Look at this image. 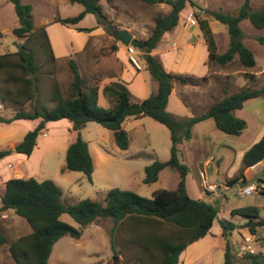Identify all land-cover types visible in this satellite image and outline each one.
Instances as JSON below:
<instances>
[{
    "label": "trees",
    "instance_id": "1",
    "mask_svg": "<svg viewBox=\"0 0 264 264\" xmlns=\"http://www.w3.org/2000/svg\"><path fill=\"white\" fill-rule=\"evenodd\" d=\"M19 17L20 25L13 29L18 36H27L25 43L18 50L0 55V94L3 100H10L22 107L10 118L0 117V123H11L19 119H40L35 128L29 130L14 149H1L0 158L12 152L30 156L34 151L38 137L51 121L68 119L78 136L67 148L66 165L62 171L83 172L92 182L94 162L88 142L81 136V129L89 121H95L111 130L116 144L121 149H128L130 136L123 123L129 117L149 116L167 126L171 131V157L166 161L155 160L145 166L144 182L158 181L160 172L167 166L175 168L180 180L176 189L161 188L146 197L132 190L112 188L107 192L104 202L91 198H82L75 204L62 201L63 191L52 179L39 180L34 176L11 177L5 181V190L1 195L0 210L14 209L16 214L25 218L32 227L29 234L15 239L9 246L10 254L17 264H49L54 244L63 236L81 238L83 229L100 218H110L112 247L115 249L117 233L122 232L124 248L131 251V264H178L181 254L188 246L209 234L214 221L219 220L223 234L227 236L237 225L220 217V210L214 205L196 199L188 193L186 178L188 165L179 156V144L191 140L193 127L198 122L213 118L222 132L238 136L247 128V121L237 117L234 111L244 107L249 99L264 97V86L243 87L240 91L227 94L214 102L206 112L189 118H179L168 111V101L175 82L197 84L194 76H184L167 70L163 62L154 54L163 35L175 29L181 13L187 5L194 11H204L219 22L227 25L230 35L229 47L223 53L218 52V44L208 17L198 15V22L206 40L209 59L225 66L236 56L245 67H254V52L243 42L241 22L249 19L256 28H264V8L253 9L251 0H245L237 14L222 10L201 9L195 0H166L171 5L168 13L155 17V26L147 38H133L131 44L144 54L146 69L157 82L158 88L144 99L133 96L127 82L112 81L103 87V93L111 102L110 107L98 103L99 85H89L79 70L74 54L68 61L72 73L70 88L64 92L55 84L49 98H44L40 86L42 64L39 55L55 58L45 28L36 35L38 47L29 44L30 34L34 31L33 6L22 0H10ZM79 2L84 9L72 17H57L56 21L64 24H78L87 14H96L107 19L100 0H71ZM111 1V0H109ZM154 4L158 0H141ZM109 24V23H108ZM111 27L112 25L109 24ZM106 26L107 29L110 27ZM78 31H91V28L77 27ZM43 38H42V37ZM264 45V35L257 37ZM44 41V42H43ZM117 50L118 47L116 46ZM54 60V59H52ZM247 73L254 79L255 74ZM198 80V79H197ZM2 100V101H3ZM47 100L52 106L47 105ZM30 103V110L23 106ZM264 159V132L262 136L247 149L242 157V170ZM247 180L237 176L227 181L229 186ZM69 214L78 224L73 226L61 219L62 214ZM232 216H243L251 234H256L264 226L261 205H247L234 208ZM0 233V243L6 242ZM260 240V239H257ZM239 250V249H238ZM232 254V245L228 240L223 264H264V253ZM240 258V260H238Z\"/></svg>",
    "mask_w": 264,
    "mask_h": 264
},
{
    "label": "rangeland",
    "instance_id": "2",
    "mask_svg": "<svg viewBox=\"0 0 264 264\" xmlns=\"http://www.w3.org/2000/svg\"><path fill=\"white\" fill-rule=\"evenodd\" d=\"M22 1L33 6L35 33L30 34V40L27 42L29 44L35 42L34 45L38 47L37 41L39 39L36 38V35L41 33L42 28H45L52 49V44H55L58 48L61 45H65L67 49L72 46L69 52L71 54L74 52L79 70L89 85L102 82L104 77H106L104 78L106 81L109 79L110 72L119 73L121 65L118 57L121 56L122 61L124 60L123 58L127 59L126 45L114 36L113 32L116 28L122 29L121 26L124 27L125 30L133 34V38H147L155 26V17L166 14L171 9V5L166 0H158L154 4H148L141 0H100L107 19H101L102 23H100L96 14H88L81 25L94 27L91 28L92 30L99 27L104 30L100 34L91 36L84 50L77 51L79 50L77 43L83 37L74 35L73 29H71L75 28L73 27L74 25L61 23L56 21V18L72 17L79 14L84 9L81 3L72 2L71 0ZM195 1L201 9L222 10L237 14L245 0ZM251 5L253 9L264 8V0H251ZM192 7L194 6L187 5L186 9L181 13L182 19L187 12L192 10ZM197 13L201 17H208L209 21H211V27L217 39L218 52L223 53L226 51L230 44L227 25L207 15L203 10L197 11ZM182 19H180L179 23L181 26H183ZM108 23L112 26L110 27ZM19 25L20 21L14 4L10 0H0V55L14 52L18 50L20 45L25 43L27 36H18L13 32V29ZM106 26L110 28L107 29ZM241 27L243 30L242 40L254 52L258 61L257 67L243 66L238 56L229 64L221 66L210 60L208 55V59L205 60L209 65L208 75L198 78L190 71L176 73L184 76H194L196 83L204 88L208 96L200 103L201 109L204 110L203 113L217 100L222 99L227 94L240 91L245 86H264V45L257 40L258 36L264 35V28H256L249 19L243 20ZM178 29L176 27L172 31L166 32L160 42L165 45L171 44L176 38L175 36H177ZM195 31H200V41H204L203 43L207 45L199 26ZM83 33L87 34L86 31H83ZM116 46L121 48L119 55H117L118 57L116 56ZM138 51V57L143 64L141 73L147 81H152L150 71L146 68L144 69L146 67L144 54L142 51ZM71 54H68V57L55 56V58H52L54 60L48 59L49 56L39 55V61L42 64L40 73L42 85L40 88L44 98L50 97L51 90L55 84L61 86L64 92L70 88L73 78L68 59ZM159 56L158 54L157 57L159 58ZM188 59L186 68H188V64L192 66L194 63V60ZM124 62L126 61L124 60ZM208 67L200 62L196 74L200 75L204 69L206 72ZM252 72H257L260 76L251 79V77L247 76V73L253 74ZM197 84L190 85L196 86ZM199 93L201 92H196L198 96L202 97ZM104 96L106 97L105 94ZM106 98L108 99V97ZM186 99L192 105L191 99L188 97ZM198 99L200 98L198 97ZM262 99L264 98L262 97ZM2 100L0 94V117L10 118L17 110L22 108L10 100ZM46 102L48 106H52L49 100ZM105 106L110 107L111 103ZM263 106L264 104H258L250 109L251 115L247 117V120L245 119L248 129L242 136L243 139L238 138V136L224 134L216 126V131L221 133L222 136H218L214 132H211V134L205 133V130L209 131L214 128V120L211 118L212 120L208 119L205 121L206 123L207 121H212V128L205 129L203 128L205 124L202 126L199 124L198 133L191 140H184L185 142L180 144L179 152L183 153L184 158L181 154L179 156L189 168L186 185L190 196L199 199L201 194L204 195V201L214 205L221 211L220 217L233 221L237 225L234 230L225 236L219 220L216 219L206 238H201L189 245L190 248L183 257L186 259L185 264H223L228 240L232 245V254L240 256V246L244 245L245 237L251 233H247L246 229H242L247 219L240 215L232 216V208L243 207L262 200L259 204L261 205V215L264 217V196L260 194L244 197L237 195L239 183L230 186V190L224 189V183L227 184V180L229 181L233 177L241 175L239 170L242 167V159L238 155V151L231 149V147L235 146L240 151L253 142L261 130L257 123V118L264 120ZM30 108V103H26L23 106V110L26 111L30 110ZM27 120L25 119V122L22 121L23 123H0V150L6 148L14 149L13 147L16 146H12L9 143L10 137L15 134L10 126L13 125L16 129L15 138L21 136L23 130H32L31 124ZM135 121L126 124L130 136V147L126 150L119 148L115 142L113 132L98 122L89 121L81 129V136L90 145L93 152L92 155L97 162L94 163L92 182L88 180L83 172L62 171L66 164L67 149L64 147V143L68 138H74V136L70 134V125L66 126V123H58L42 131L35 148V150H38L30 160L25 159L20 154V156L0 158V187L4 189V184L1 181L11 177L34 176L39 180L52 179L63 191L62 201L68 204H75L82 198H91L104 202L107 192L117 187L132 190L146 197H152L153 192L158 189L173 188L172 181L166 177L167 174L165 173L154 183L147 184L144 182V168L146 165L151 164L155 160L165 161L171 157L172 140L169 128L149 116L143 117V123H145L143 127L136 125ZM200 130L203 131V135L200 134ZM72 132L76 133V130ZM200 148H202L201 156L205 155L206 158L210 159L211 163L204 171L203 162L205 158H200L196 153V150H200ZM98 154L100 157H98ZM20 157L21 159H19ZM200 159L203 160L201 163ZM253 174L248 178L255 181L256 179L252 177ZM256 178L261 179L263 177ZM205 183L217 185L216 189L212 190L214 193L209 194V198H206L208 193L205 191ZM61 219L78 227L76 221L67 213L62 214ZM112 226L113 221L110 218H100L83 229L80 239L63 236L54 244L49 264H131V251L123 246L122 232L117 233L118 240L115 249H113L111 240ZM31 231L32 227L28 221L17 215L15 210H0V233L7 239L6 242L0 243V264H17L10 254L9 246L15 239L29 234ZM257 237L263 239L262 245L257 242L259 240L255 241L253 236L251 251L264 253V226L259 227ZM236 264L241 263L237 262Z\"/></svg>",
    "mask_w": 264,
    "mask_h": 264
},
{
    "label": "crops",
    "instance_id": "3",
    "mask_svg": "<svg viewBox=\"0 0 264 264\" xmlns=\"http://www.w3.org/2000/svg\"><path fill=\"white\" fill-rule=\"evenodd\" d=\"M253 8V7H252ZM88 15V14H87ZM86 15V16H87ZM84 21L81 20L78 24H75L73 27L75 28H71L73 29V33L74 35L76 36H82L83 38L77 43V47L79 48V50L77 51H82L85 49L86 47V44L89 40V38L91 36H95L97 34H100L104 29H102L101 27L97 28V29H93L91 32H87V34H84L83 31H78L77 30V27H85V26H82L81 23ZM210 25H211V21H210ZM199 25L196 24V25H192L190 27H183L181 26L180 24L177 26L179 29L177 31V36H175L176 38H174V40L172 41L171 44H163L160 42V44L158 45V47L154 50V54L156 56H158V54L160 55L159 58L162 60V62L164 63L165 67L167 68V70L173 72V73H184V71H190V73H192L193 75H196L198 78L199 77H204L208 71H209V65L208 63H206V59H208V55H209V50H208V46L206 44H204L203 42L204 41H200V35H199V32H196L195 29H197ZM85 28H94V27H85ZM122 29H124V27L121 26ZM117 29V28H116ZM196 32V33H195ZM85 37V38H84ZM217 40V39H216ZM53 46V51H54V55L57 57V56H61V57H68V54H71L69 51H70V48H72V46L67 49V47L64 45V46H60V48H58L55 44H52ZM73 50V49H72ZM120 50L121 48H118L116 50V56L119 55L120 53ZM74 52H72L73 54ZM118 57V56H117ZM119 58V62H120V65H121V69L119 71V73H116L115 71L113 72H110V76H109V79H107L106 81L104 80V78H102V82L105 81L102 85H101V81L98 82L97 84L99 85V96H98V103L101 105V106H104L106 107L105 105H110V100L107 99L105 96H104V93H103V87L109 82V81H112V80H124L127 82L128 84V87L129 89L132 91V94L138 98V99H144L146 97H148L152 92L156 91L157 88H158V84L157 82L152 78V81H147L142 73H141V70H136L132 65L131 63L129 62L128 60V56H127V59L123 58L126 62H124V60L122 61L121 60V56L118 57ZM188 58H191V60H194V63L193 65H189L188 64V68H186V64H187V60H189ZM200 58H201V61H200ZM200 62L202 63V65L204 66H207V71L205 72V69L203 70V72L198 75L196 74V71H197V67L200 66ZM205 63V64H204ZM257 63L258 61L256 60V65L254 67H257ZM146 67H144L145 69ZM253 68V67H252ZM205 72V73H204ZM253 74L255 73V78L259 77L260 75H258L257 72H252ZM257 74V75H256ZM208 75V74H207ZM112 79V80H111ZM147 81V83H146ZM151 82V83H150ZM247 84V83H246ZM197 91H200L202 95V97L198 96L196 94ZM206 91L204 90L203 87H201V85L197 84L196 86L195 85H190V84H179L178 82H175L174 83V86H173V90H172V93L169 97V101H168V111H170L172 114L178 116V117H181V118H189V117H192L194 115H197V114H201L203 113L204 110L201 109L200 107V103H202L201 101L206 98ZM190 98L191 101H192V105L190 103L187 102V99L186 98ZM198 97L200 99H198ZM264 98V97H263ZM258 104H264V99H262V97H258V98H253V99H249L245 102V105L243 108L241 109H237L234 111V114L235 116L237 117H240V118H243V119H246L247 120V117L249 115H251V112H250V109L253 108L254 106H257ZM264 109V106L263 108ZM14 115V114H13ZM138 119V120H137ZM208 119H211V118H208ZM206 119V120H208ZM213 119V118H212ZM211 119V120H212ZM135 121L136 125H138L139 127H143V125H145V123H143V117H129L125 120V122L123 123V126L124 128L127 130L126 128V124L127 123H130L131 121ZM214 120V119H213ZM22 121L25 122V119H19V120H15L11 123H6V124H13L14 122H21L23 123ZM30 122V127L35 128L36 125L39 123L40 119H34V120H27ZM26 121V122H27ZM203 122V123H202ZM212 121H206L203 120L201 122H198L197 124L194 125L193 127V136H195L197 133H198V126L200 124V126H202L203 124L204 127L203 128H212V124H211ZM58 123H66L67 125L66 126H69V130L70 131V134L71 136H74V138H68V142L66 141L64 143V147L67 149L68 146L76 140L77 136H78V132L76 131V133H73L72 131L74 130L72 128V122L68 121V119H61V120H58V121H51L47 124V128L53 124H58ZM257 123L259 125V128L261 129L259 134H257V136L254 138L253 142L247 146V148H243L242 150H238L235 146L234 147H231V149L235 150V151H238V155L241 157H243V154L244 152L249 149L251 147V145L256 142L263 134L264 132V120L262 119H258L257 118ZM214 128L212 130H209V131H206L205 130V133H209L211 134V132H214L215 134H217L218 136H222L221 133H218V131H216L215 129V126H216V123L214 121ZM135 126V124H134ZM19 127V126H18ZM217 127V126H216ZM248 127V126H247ZM11 130L15 133L14 135H12L10 137V140H9V143L12 144V146H15L18 142H20L23 137L25 136V134L28 132V130H23L21 132V136H18L17 138H15L17 132L16 129L12 126H10ZM73 129V130H72ZM248 128H246L242 134L238 135V138H241L243 139V135L244 133L246 132ZM170 130V129H169ZM129 132V130H127ZM221 131V130H220ZM222 132V131H221ZM170 134H171V131H170ZM200 134L203 135V131L200 130ZM225 134V133H224ZM114 136V135H113ZM192 136V138H193ZM186 141V140H185ZM183 141V142H185ZM189 141V140H188ZM181 144V143H180ZM180 144H179V151H180ZM37 146V145H36ZM118 146V145H117ZM88 147L90 148V153L92 155V150H91V147L90 145L88 144ZM130 147V146H129ZM14 148V147H13ZM36 148V147H35ZM38 150V149H37ZM37 150L34 149V151L32 152V154L30 156H26L24 154H20V155H23L25 157V159H31L32 156L37 152ZM126 150V149H125ZM66 153H67V150H66ZM196 153L197 155L201 158H205L204 159V162H203V171L205 170V168L211 164L210 163V159L209 158H206V156H201V153H202V148H200V150H196ZM181 154V156L184 158V155L183 153H180L179 152V155ZM20 156L18 153L16 152H12V154L8 155V156ZM93 156V155H92ZM98 157L99 154H98ZM93 158V162L94 163H97L96 162V159L94 158V156L92 157ZM181 158V157H180ZM21 159V157L19 158ZM182 159V158H181ZM185 160V159H184ZM166 161V160H165ZM203 160L200 159V163L202 162ZM66 165V164H65ZM64 168V167H63ZM243 168V166L240 168L239 171H241ZM202 171V172H203ZM165 173L167 174L166 177L170 179V181H172V184H173V188H171L170 190H173V189H176L177 186H178V183H179V180H180V175L178 173V171L171 167V166H167L165 167L161 172H160V175H159V179L161 178L162 174ZM253 174V178L256 179V180H260V181H264V159L260 162H258L257 164L253 165V166H250L248 167L247 169L244 170V174L243 175H240L239 177H241V180L244 179V177L248 180V181H252V180H249V176ZM241 174V172H240ZM27 177H30V176H27ZM236 177V176H235ZM256 177H263V178H256ZM21 178V177H20ZM172 178V179H171ZM234 178V177H233ZM232 178V179H233ZM1 179V178H0ZM9 179V178H8ZM158 179V180H159ZM7 180V179H6ZM6 180H2L1 183L4 184V189L0 187V204H1V195L3 194L4 190H5V181ZM255 180V181H256ZM228 181V180H227ZM168 189V188H166ZM224 189L225 190H230V186L227 185L226 183H224ZM206 191V190H205ZM206 193H208L207 197L206 198H209V194H213L214 192L213 191H206ZM204 195H200V198L199 199H203ZM264 196V195H262ZM198 198V197H197ZM227 198V197H226ZM262 201V200H260ZM260 201L257 203L255 202L254 204H259ZM254 204H250V205H254ZM260 205V204H259ZM247 206V205H246ZM234 208H237V207H234ZM232 208L231 211L234 209ZM8 211H14V209H7ZM221 212V211H220ZM232 215V214H231ZM224 216V214H223ZM262 216V215H261ZM87 227V226H86ZM85 227V228H86ZM242 229H246L247 230V233L250 231L248 230L247 227H243ZM259 231V228L257 229V232ZM244 234V233H242ZM252 236H254V239L255 241H257V239H261V238H258L257 237V233L256 234H251ZM208 235H206L204 238H206ZM203 238V239H204ZM80 239V238H79ZM262 240H259L257 241L259 244L262 245ZM190 246H188V248L181 254L180 256V260H179V263L178 264H185L186 262V259H184L183 257L187 254V251L189 250ZM239 249V248H238Z\"/></svg>",
    "mask_w": 264,
    "mask_h": 264
},
{
    "label": "built area",
    "instance_id": "4",
    "mask_svg": "<svg viewBox=\"0 0 264 264\" xmlns=\"http://www.w3.org/2000/svg\"><path fill=\"white\" fill-rule=\"evenodd\" d=\"M182 24L184 27H190L192 25H196L198 22V13L197 11L190 10L185 14V16L182 19ZM127 48V55H128V60L131 63V65L136 69V70H141L143 69V64L141 60L138 57V49L130 44L126 46ZM205 189L206 191H214L217 187L215 184H208L205 183ZM254 194H260L264 195V181H248L246 185L238 187L237 190V195L239 196H249V195H254ZM253 241V236L247 235L245 237V242L244 245L240 246L241 251L243 252H250L251 251V242ZM253 252V251H251ZM254 253V252H253Z\"/></svg>",
    "mask_w": 264,
    "mask_h": 264
},
{
    "label": "water",
    "instance_id": "5",
    "mask_svg": "<svg viewBox=\"0 0 264 264\" xmlns=\"http://www.w3.org/2000/svg\"><path fill=\"white\" fill-rule=\"evenodd\" d=\"M114 36L118 38L124 45L128 46L131 44L133 39V34L125 29H115L114 30ZM248 180L242 181L239 183L240 186L246 185Z\"/></svg>",
    "mask_w": 264,
    "mask_h": 264
}]
</instances>
